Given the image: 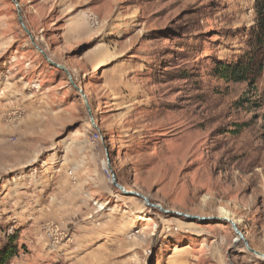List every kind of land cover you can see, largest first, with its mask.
Masks as SVG:
<instances>
[{"label": "rangeland", "instance_id": "1", "mask_svg": "<svg viewBox=\"0 0 264 264\" xmlns=\"http://www.w3.org/2000/svg\"><path fill=\"white\" fill-rule=\"evenodd\" d=\"M255 5L0 0L10 264H264L219 215L264 255V71H220L264 61Z\"/></svg>", "mask_w": 264, "mask_h": 264}, {"label": "trees", "instance_id": "2", "mask_svg": "<svg viewBox=\"0 0 264 264\" xmlns=\"http://www.w3.org/2000/svg\"><path fill=\"white\" fill-rule=\"evenodd\" d=\"M255 9L257 20L251 34L257 50L264 53V0H256ZM221 68L222 79L232 78L236 82H245L264 71V61L253 57L236 64L224 65ZM16 240V234L9 236L7 242L0 246V264H10L18 256L19 249Z\"/></svg>", "mask_w": 264, "mask_h": 264}, {"label": "water", "instance_id": "3", "mask_svg": "<svg viewBox=\"0 0 264 264\" xmlns=\"http://www.w3.org/2000/svg\"><path fill=\"white\" fill-rule=\"evenodd\" d=\"M22 25H23L24 29L27 31V28L24 26V24H22ZM39 49H40V48H39ZM40 51L43 53V55L45 56V58H46L48 61H50V59L47 57V55H46L42 50H40ZM50 62H51V61H50ZM56 66H57V67H61V66H59V65H56ZM79 91H80V93L84 96L85 102H86L87 105H88V99L86 98V95H85L84 91L81 90V89H80ZM110 169H111V167H110ZM112 179H113V183H114L115 187H117V188H118V189H119L124 195H127V196L131 195V196H135V197L142 198V199L145 200V202H146L150 207H157L156 205L151 204V203L149 202V200H148L146 197H144L143 195H141L140 193H137V192H129V191H127L125 188H123L121 185H119V183L117 182V179H116V176L114 175V173L112 174ZM158 207H159L160 209H162L160 206H158ZM231 224H232L233 228L235 229L236 233L239 235V237H241V239L244 241V243H245V245H246L248 251L264 259V255H263V254H261V253L255 251L254 249H252V248L249 246V244H248L247 240L245 239L244 235L238 230L236 223H235V222H231Z\"/></svg>", "mask_w": 264, "mask_h": 264}, {"label": "bare ground", "instance_id": "4", "mask_svg": "<svg viewBox=\"0 0 264 264\" xmlns=\"http://www.w3.org/2000/svg\"><path fill=\"white\" fill-rule=\"evenodd\" d=\"M112 180H113V179H112ZM145 203H146V202H145ZM146 205L149 206L147 203H146ZM157 208H159V207L157 206ZM159 209H160V208H159ZM219 215H220V217H222L223 220H225V222H228V223H230V224H231V222H234V220L231 218V215H232V214H230V213L228 212V210L225 209V208H223V207H221V208L219 209ZM238 223H239V222H236V225H238ZM231 225H232V224H231ZM233 230H234V232H236L234 228H233ZM238 238H239L240 241H243V240L241 239V237L238 236ZM243 242H244V241H243Z\"/></svg>", "mask_w": 264, "mask_h": 264}]
</instances>
